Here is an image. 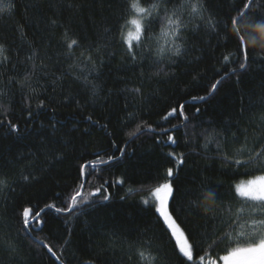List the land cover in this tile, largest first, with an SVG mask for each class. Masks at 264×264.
Instances as JSON below:
<instances>
[{"label":"trees","instance_id":"16d2710c","mask_svg":"<svg viewBox=\"0 0 264 264\" xmlns=\"http://www.w3.org/2000/svg\"><path fill=\"white\" fill-rule=\"evenodd\" d=\"M73 2L74 0H0V7L14 5L10 14L0 13V43L5 45V55L9 56L12 63L17 64V79H22L26 70H35L33 87L36 89L32 93L28 88L21 90L18 86L13 88L6 85V82H0V90L8 93L0 100V119L6 117L14 123L17 118L21 119L20 135L8 134L7 127L0 126V164L8 167L14 179L18 178L21 170L25 173L32 172L37 177L32 182L19 181L14 192L7 188L0 191V211H6L12 216L13 210L19 213L29 204L34 210L46 203H56L63 207L65 198L81 180L79 165L95 159L97 154L110 155L116 152L111 147V141L115 140L117 145L123 146L127 133L134 131L137 123L146 122L155 130L145 128L142 135L129 141L124 160L100 165L85 178L83 191L86 196L103 185L99 194L89 197L95 201L94 206L81 205L80 209L71 213L59 214L48 209L43 213V230L35 229L32 236L44 240L58 255L60 246L67 239L69 247L62 256L65 264H86L93 259H98L99 264H139L135 255L137 248L146 253L150 251L157 257L152 264H177L172 243L162 227V221L151 206L140 202L141 196L146 195L141 189L162 182L166 168L175 166L172 158L167 156L168 152L174 151L177 154H188L176 179L178 190L175 193V203L172 204L174 214L179 215L178 222L182 227L197 234L201 255L205 251H211L213 256L223 254V250L229 246L228 241L213 244V240L217 235L231 232V229L218 219H212V213L206 214L190 204L192 197L186 196V193L193 185L199 187L201 180L209 179L213 186L220 185L219 192L226 197L232 185L250 178L236 174L233 168L221 167L216 143H209L208 140L214 129L219 131L218 125L235 116L242 101L254 99L259 92V86L264 81V30L244 29L249 51L255 53L250 56L247 71L240 74L239 80L236 75L229 73V78L218 85V90L205 102L193 100L192 97L207 95L211 84L227 68L236 67V61L241 58L237 53L232 27L228 23L230 17L235 15L233 10L242 7L239 0H208L218 22L215 32L202 28L195 38V48L180 57H172L171 61L167 58L159 60L155 55V39L148 41L151 52L144 53L146 58L140 66H125V48L115 31L123 0H100L96 4L92 0H75L77 4H87L82 11L67 7ZM142 2L147 6L151 0ZM50 3L56 7L50 9ZM168 7L171 8L172 5ZM207 15L205 13L206 17ZM53 16H58L66 26L71 21L72 31L87 36L90 43L98 41L102 49L100 59L104 62L103 68L98 72H89L90 66L80 64L79 60L56 62L64 29L39 23L41 19L47 21ZM183 19L189 24V32L185 35L191 37L193 22L187 13ZM105 26L112 29V34L106 39L103 33ZM159 33L160 25L155 24L149 35L155 38ZM253 36L256 38L255 47L250 40ZM71 38L70 33L68 39ZM33 49L39 56H51L52 59L45 58L42 61L37 58L28 61L25 68L19 61H24L25 55L31 54ZM79 51L76 50L77 56ZM229 54L230 62H225L223 57ZM53 72L55 76L62 77L55 84L51 75ZM62 73L65 75L62 76ZM75 76H80V80H75ZM85 76L97 85L95 97L83 87ZM136 87H141L142 97L126 91ZM67 94L75 96L82 107L78 108L74 103L65 104L63 99ZM45 95L54 99L55 103L49 108L36 110L37 98ZM24 96L34 97L31 104L35 112V118L27 124L26 131L23 124L25 113L22 112ZM179 103L185 105V114L190 119L195 107H200L202 112L199 121H192L187 128L173 129L172 124H181L182 118L173 116L168 121L161 119L171 107ZM125 104L128 105L127 108L124 107ZM52 108L56 111L53 112ZM88 115L92 116L93 121H99V124L90 123L85 118ZM194 123L200 125L195 129V135ZM102 125H107V128ZM240 126L247 127V123L241 122ZM85 128L88 129L87 132L84 131ZM165 128L168 129L167 133L163 130ZM185 133L188 135L185 136ZM168 134L177 137L176 145L165 143ZM256 136L264 138V133L258 132ZM189 138L191 142L186 144L185 141ZM216 139L223 145L220 137ZM240 140V143L229 144L226 150L232 152L240 148L243 136ZM249 141L247 147L252 148L255 142L252 135L249 136ZM206 165L207 171L204 170ZM252 174L259 173L252 170ZM118 179L125 182L116 184ZM129 188L134 191L129 192ZM106 193L111 194V199L103 201L102 196ZM122 196L123 200L120 199ZM228 203L225 200V204ZM236 207L238 204L233 201L232 208ZM10 224L11 237L16 239L18 236L22 245L21 256L31 257V264H57L38 242H32L22 232H18L20 223L17 217H13ZM166 255L173 259L169 262L165 259ZM129 256L131 259H128ZM0 261L2 264H14L9 260L8 253L2 250Z\"/></svg>","mask_w":264,"mask_h":264},{"label":"snow or ice","instance_id":"6c2138e0","mask_svg":"<svg viewBox=\"0 0 264 264\" xmlns=\"http://www.w3.org/2000/svg\"><path fill=\"white\" fill-rule=\"evenodd\" d=\"M99 2L100 0H92L93 4ZM239 2L242 4V7L233 10L235 15L230 17L228 23L232 27L237 42V53L241 58L236 61V67L227 68L220 75V78L211 84L207 95L193 96V100L206 102L209 96L218 90V85L229 78V73L236 75L237 80H239L240 74L246 72L249 67L250 56L255 55V53L249 51L247 33L244 29L259 28L264 30V0H239ZM168 5H172V7L169 8ZM55 7V4H49L50 9ZM67 7L69 9L78 8V11H82L87 7V4H77L74 0ZM12 8H14L13 4L0 7V13L8 12L10 14ZM185 13H187L193 22L190 30L191 37L185 35V33L189 32V24L183 19ZM205 13L208 14L207 17ZM39 23H45L52 28L60 27L64 29L63 37L58 45L61 50L57 55V63H60L61 60L69 62L75 59L79 60L80 64L90 66L89 72H98L99 69L103 68L104 62L100 59L102 49L98 41L90 43L87 36L80 35L78 31L73 32L71 21L66 26L58 16H53L49 17L47 21L41 19ZM217 23L208 0H151L150 3H147V6H145L142 0H123L115 31L118 33L120 41L125 48V66H140L146 58L144 53L146 51L151 52V46L148 45V41L155 39V55L159 60L167 58L171 61L172 57H180L195 48V38H197L202 28H207L215 32ZM155 24L160 25V33L154 38L149 33ZM93 26H96L94 21ZM70 33L73 38L69 40L68 36ZM103 33L106 39L107 36L112 34V29L105 26ZM250 40L253 47H255L256 38L253 36L250 37ZM77 49L80 50L79 56L76 55ZM5 52V45L0 43V82H6V85H11L13 88L18 86L21 90L28 88L32 93H35L36 89L33 87L35 70H26L22 79H17L19 75L17 72V64L12 63L9 56L5 55ZM230 56L231 54L225 55L223 60L230 62ZM37 58L42 61L45 58L48 60L52 59L51 56H39L38 52L33 49L31 54L25 55V60L19 61V63L26 68L28 61H34ZM71 66L78 67L79 65ZM44 67H42V71ZM8 73H11V75H8ZM51 75L54 77L53 84L62 78L55 76L54 72ZM63 75L65 74L62 73ZM155 75L158 76L159 73H155ZM80 78V76L74 77L77 81ZM193 79H196V77H193ZM83 87L93 97L96 96L97 85L89 80L87 76L84 77ZM126 91L136 96H143L141 87L127 89ZM53 92H55V88ZM109 92L111 93V90ZM6 95L8 93L0 90V100ZM33 98V96H24L23 98L24 104L22 112L25 113L23 117L25 131L27 130V124L35 118V112L31 104ZM37 99L38 102L35 105L36 110L49 108L51 104L55 103L54 99L47 95ZM63 102L68 105L74 103L78 108L82 107L80 101L71 94L65 95ZM124 107L127 108L128 105L125 104ZM257 109H259V113H257ZM51 110L53 112L56 111L55 108ZM185 112V105L179 103L177 106L171 107L161 119L168 121L173 116L182 118L181 124H172V128H187L188 124L192 121H199L202 109L195 107V112L191 119ZM129 115L131 116V113ZM85 118L90 123L99 124V121H93L91 115ZM241 122H246L247 127L242 128L240 126ZM0 126L7 127L8 134L15 133L20 135L21 133L20 118H17V122L15 123L6 117L0 119ZM199 126V123L193 124V135L196 134L195 129ZM102 127L107 128V125H102ZM52 128L53 134H55L54 124ZM145 128L149 131L155 130L152 125L146 122L137 123L135 130L127 133V140L124 141L123 146L117 145L115 140L111 141V147L115 148L116 152L110 155L107 153L97 154L95 159L81 163L79 165V176L81 180L67 195L63 207L57 206L56 203H46L43 207L34 210L33 206L29 204L23 207V210L19 213L13 210L12 216H9L6 211H0V250L8 253L9 260L13 261L14 264H31V257L25 258L20 255L23 249L18 236L16 239L11 237L10 221L13 217H17L20 223L18 232H22L32 242H38L40 247L46 249L47 253L55 258L57 264H65L62 256L64 250L69 247V241L67 239L60 246L61 251L60 255H58L56 251H53V247L44 240L32 236L35 229L43 230V225L45 224L43 213L48 209H52L58 214L71 213L74 210L80 209L81 205L88 207L94 206L95 201L90 200L89 197L99 194L103 189V185L96 188L95 191L88 193L86 196L83 191L85 188V178L90 176L100 165L115 164L124 160L127 156L129 141H133L134 138L142 135ZM218 129L219 131L216 129L213 130V134L208 142L216 143L221 167L233 168L236 174L250 176V178L232 185L226 197L222 196L219 192L220 185L213 186L209 179L201 180L199 187L193 185L191 189L187 190L186 196L192 197L190 204H194L197 209H201L206 214L212 213V219H218L228 229H231V232H224L223 235H217L216 239L213 240V244L225 240L228 241L229 246L223 250V254L213 256L211 251H205L201 255L200 242L197 234L187 231L182 227L181 223L178 222L180 219L179 215L174 214L175 209L172 207V204L175 203V193L178 190L176 187V179L181 171L180 166L186 163L185 157L188 155L187 153L181 152L177 154L174 151L167 153V156L171 157L175 162V166L166 168L162 182L147 189H141V191L146 192V195L141 196L140 202L145 206H151L155 214H157L158 219L162 221V227L165 229V233L172 243L177 264H264V138L256 136L258 132L264 133V81L261 82L259 92L255 94V98L249 99L246 102L242 101L236 109L235 116L229 121L218 125ZM163 130L166 133L168 132L166 128ZM84 131L87 132L88 129L85 128ZM187 135L188 133H185V136ZM250 135L253 136L255 141L252 148L247 147L250 142ZM241 136H243L242 146L232 152L227 151L226 149L229 144L241 142ZM216 137H220L223 140V145ZM190 142L191 138L185 141L186 144ZM165 143L176 145L178 139L175 135L168 134ZM205 147H207V143ZM116 153H119V155ZM105 155L107 156L106 159ZM55 158L59 159V157ZM241 169L244 171L241 172ZM204 170H208L207 165ZM252 170H255L259 174L253 175ZM36 179L37 177L32 172L25 173L23 170L20 171L18 178L14 179L10 175L8 167L0 164V191L7 188L10 192H14L19 181L32 182ZM124 182L123 179L115 181L116 184H123ZM128 191L131 192L134 190L129 188ZM57 196H59V193ZM110 199V193L102 196L103 201ZM120 199L123 200L124 197L122 196ZM225 200L229 201L227 205L225 204ZM233 201L238 204V207L235 209L232 208ZM135 255L138 257L139 264H144L146 261L148 264H152L157 258L150 251L146 253L141 248L135 250ZM128 259H131V256ZM165 259L170 262L173 258L166 255ZM0 264H2V261H0ZM86 264H99V260H89Z\"/></svg>","mask_w":264,"mask_h":264},{"label":"water","instance_id":"95a60500","mask_svg":"<svg viewBox=\"0 0 264 264\" xmlns=\"http://www.w3.org/2000/svg\"><path fill=\"white\" fill-rule=\"evenodd\" d=\"M84 190V189H83ZM39 230V229H38ZM54 258V257H53ZM55 259V258H54Z\"/></svg>","mask_w":264,"mask_h":264}]
</instances>
